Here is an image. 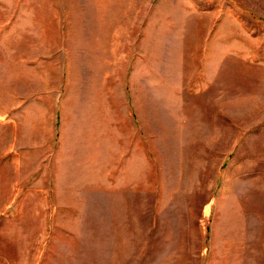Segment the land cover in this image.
I'll return each mask as SVG.
<instances>
[{
	"label": "rangeland",
	"instance_id": "rangeland-1",
	"mask_svg": "<svg viewBox=\"0 0 264 264\" xmlns=\"http://www.w3.org/2000/svg\"><path fill=\"white\" fill-rule=\"evenodd\" d=\"M50 105L10 264H264V0H0V107ZM65 111L120 114L103 177Z\"/></svg>",
	"mask_w": 264,
	"mask_h": 264
},
{
	"label": "crops",
	"instance_id": "crops-1",
	"mask_svg": "<svg viewBox=\"0 0 264 264\" xmlns=\"http://www.w3.org/2000/svg\"><path fill=\"white\" fill-rule=\"evenodd\" d=\"M42 110V108L40 107ZM73 113V119L67 120L64 112V120L66 123L60 127V132L64 135L66 145H72L76 142H85L89 145V157L95 158L97 168L102 169V177L105 174L106 168H113L117 164V156L120 153V132H119V116L114 118L112 113V122L108 125L111 127L112 136L108 137L106 133L105 118L98 112L93 113V116H99L96 124L91 122L92 127H87L81 121L80 111ZM4 110L0 107V264H10L12 260L10 255L5 250V244L10 245L9 239L5 238L9 234L10 224H14V230L17 225V220L20 215L24 214L25 206H22V201L28 197L29 190H26L25 184H32L35 187L40 185L42 178L48 174L51 176L49 170L50 165L42 167L43 158L46 153H53L55 151L53 141L56 140V125L58 119L61 121V116L58 117L57 112L49 107V111L45 116V121H40L35 113L27 112V119L31 120V125L28 121L27 125L22 119H10L4 115ZM72 114V113H69ZM116 120V122H115ZM90 124V125H91ZM115 125L118 128L115 129ZM64 126V127H63ZM69 126V127H66ZM85 126V127H84ZM26 127H32L31 131H26ZM115 130L117 137H115ZM41 141L49 142L46 146ZM52 142V143H51ZM112 146L111 156H106L107 146ZM116 153V154H115ZM49 161L54 158L51 155L48 157ZM107 160V161H106ZM100 161V162H99ZM42 163V164H41ZM48 169V171H46ZM41 173H43L41 175ZM27 178H32L27 179ZM104 182V180H102ZM36 187V191H37ZM21 200V207L16 201Z\"/></svg>",
	"mask_w": 264,
	"mask_h": 264
}]
</instances>
